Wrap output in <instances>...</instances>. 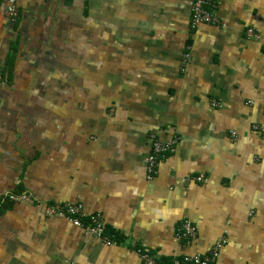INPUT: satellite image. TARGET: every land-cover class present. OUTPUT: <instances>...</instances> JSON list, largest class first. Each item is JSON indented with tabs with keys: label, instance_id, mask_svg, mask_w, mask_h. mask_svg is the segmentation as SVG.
<instances>
[{
	"label": "crops",
	"instance_id": "1",
	"mask_svg": "<svg viewBox=\"0 0 264 264\" xmlns=\"http://www.w3.org/2000/svg\"><path fill=\"white\" fill-rule=\"evenodd\" d=\"M194 1L19 0L10 22L0 0V264L169 263L222 236L217 264H264V0L192 27ZM153 137L178 143L148 179ZM66 203L117 242L43 213Z\"/></svg>",
	"mask_w": 264,
	"mask_h": 264
},
{
	"label": "built area",
	"instance_id": "2",
	"mask_svg": "<svg viewBox=\"0 0 264 264\" xmlns=\"http://www.w3.org/2000/svg\"><path fill=\"white\" fill-rule=\"evenodd\" d=\"M18 1L19 0H8L6 16L10 22H15L18 18ZM216 7V0H195L191 8L192 27H196L200 24L224 25L214 13ZM247 34L250 37L258 36L257 32L252 28L247 30ZM189 59V55H186L184 57V63ZM213 104L214 106H218L219 102L215 100ZM251 129L253 132L264 136V124L254 123ZM177 143V137L166 142L153 137L152 149L145 158L146 177L148 179H152L157 175L161 161L168 153H172L176 150ZM197 179L201 181L202 177H198ZM13 198L15 200L34 203L32 198L27 195ZM43 213L49 217L65 218L72 224L83 228L90 236L103 240L105 244H114V241L106 234L105 223L101 214L87 216L84 211V206L81 203H66L63 206L48 205L43 208ZM84 218H87L88 221L85 222ZM175 235L179 241L189 243L197 238L198 229L191 221L184 220L178 225ZM226 243L227 238L222 236L206 252L183 254L180 257L174 258L169 263L159 260L154 254L148 251L139 250L138 255L143 264H217L219 254Z\"/></svg>",
	"mask_w": 264,
	"mask_h": 264
},
{
	"label": "trees",
	"instance_id": "3",
	"mask_svg": "<svg viewBox=\"0 0 264 264\" xmlns=\"http://www.w3.org/2000/svg\"><path fill=\"white\" fill-rule=\"evenodd\" d=\"M168 154H170V153H168ZM168 154H167V155H168ZM22 193H23V191L17 192V193H15L16 195H15V196H12V197L22 196ZM5 201H8V199H6ZM4 204H5V202H4ZM3 209H4V208H2L0 211H2ZM84 221L87 222L88 219H87V218H84ZM106 234H107V233H106ZM108 234L111 235L109 232H108ZM108 234H107V235H108ZM109 235H108V236H109ZM111 236L115 237L114 235H111ZM110 238H111V237H110ZM111 239L114 240L113 238H111ZM114 241H116V240H114ZM116 242H117V241H116Z\"/></svg>",
	"mask_w": 264,
	"mask_h": 264
}]
</instances>
